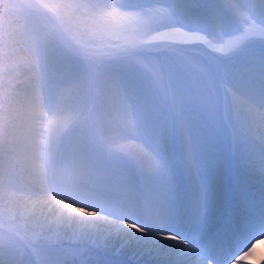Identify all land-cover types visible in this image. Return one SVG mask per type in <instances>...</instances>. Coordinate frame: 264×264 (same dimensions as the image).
Instances as JSON below:
<instances>
[{"label":"snow or ice","instance_id":"obj_1","mask_svg":"<svg viewBox=\"0 0 264 264\" xmlns=\"http://www.w3.org/2000/svg\"><path fill=\"white\" fill-rule=\"evenodd\" d=\"M3 8L28 74L0 91V264H229L264 236V0Z\"/></svg>","mask_w":264,"mask_h":264},{"label":"bare ground","instance_id":"obj_2","mask_svg":"<svg viewBox=\"0 0 264 264\" xmlns=\"http://www.w3.org/2000/svg\"><path fill=\"white\" fill-rule=\"evenodd\" d=\"M14 59V58H12ZM11 60V59H10ZM16 60V59H15ZM15 63V62H13ZM20 64V63H19ZM16 65V63H15ZM11 66V65H10ZM17 66V65H16ZM24 68V67H23ZM17 72L22 73L21 67L18 65L15 70H13V76L11 80L14 82L17 78H23V75L17 77ZM251 191V189H249ZM71 203V201H69ZM74 207H83L81 204H74ZM93 209L87 208V211H92ZM82 215V214H81ZM244 220V213L241 211L239 214L236 215L234 218L230 228H239ZM218 227L211 229L208 231L206 235L215 236L219 230ZM224 234L222 236L227 237L228 235V228H223ZM247 254V255H246ZM127 257V256H126ZM132 264H146L145 257L139 256H128ZM128 259V258H127ZM264 260V236L255 238L251 241L246 249L237 253L235 257L229 262V264H260L261 261ZM129 261V262H130ZM124 264V262H117V264ZM264 263V261L262 262ZM148 264H156V261H149ZM209 264H214V262H209Z\"/></svg>","mask_w":264,"mask_h":264},{"label":"rangeland","instance_id":"obj_3","mask_svg":"<svg viewBox=\"0 0 264 264\" xmlns=\"http://www.w3.org/2000/svg\"><path fill=\"white\" fill-rule=\"evenodd\" d=\"M0 2H1V6H0V35H2L5 31H10L14 34V36H18L19 32L21 31L22 21L17 19V17L19 16V14L22 10L12 8V9H9L7 12H5V10L3 8V4L4 3L18 4V3L26 2V0H0ZM5 21H7V23H5ZM257 47H259V45H257ZM12 58H14V59H12ZM12 58H11V60L10 59L5 60L2 56H0V91H2L3 88L5 87L4 81L5 80H11L12 76L14 75L13 70H15V68H17L18 65L21 67L22 73L24 75L28 74V70L23 66V64H19V60H20L19 54L14 55ZM13 62H15L17 66ZM6 65H7V67H6ZM223 232H224V230H220L217 232L216 235H223L224 234ZM258 237H261V236H258ZM129 261H130L129 257L125 256L118 262H124V264H132V262L131 261L129 262ZM263 261H261L260 264H264V263H262Z\"/></svg>","mask_w":264,"mask_h":264},{"label":"clouds","instance_id":"obj_4","mask_svg":"<svg viewBox=\"0 0 264 264\" xmlns=\"http://www.w3.org/2000/svg\"><path fill=\"white\" fill-rule=\"evenodd\" d=\"M66 211H69V212H71V213H73L75 215H81V214L89 213V211H87V207L86 206L74 207V204L66 206ZM126 226L127 227H131L129 225H126Z\"/></svg>","mask_w":264,"mask_h":264}]
</instances>
